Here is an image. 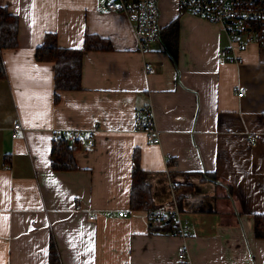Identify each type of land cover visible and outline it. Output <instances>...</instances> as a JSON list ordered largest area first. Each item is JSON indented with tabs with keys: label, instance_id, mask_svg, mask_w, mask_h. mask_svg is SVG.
Here are the masks:
<instances>
[{
	"label": "crops",
	"instance_id": "1",
	"mask_svg": "<svg viewBox=\"0 0 264 264\" xmlns=\"http://www.w3.org/2000/svg\"><path fill=\"white\" fill-rule=\"evenodd\" d=\"M107 1L0 0L19 19L18 46L2 52L0 264H48L51 241L62 264H177L182 247L191 264H264L253 229L264 213V48L222 57L219 24L159 0L161 28L178 16L176 58L157 42L139 52L127 17ZM48 33L63 48H81L86 34L110 43L83 50L81 88L57 91L58 102L53 62L35 58ZM146 106L155 144L134 128ZM73 129L85 136L77 169L53 170L54 135ZM135 154L155 207L169 205L176 182L187 236L130 208Z\"/></svg>",
	"mask_w": 264,
	"mask_h": 264
},
{
	"label": "built area",
	"instance_id": "2",
	"mask_svg": "<svg viewBox=\"0 0 264 264\" xmlns=\"http://www.w3.org/2000/svg\"><path fill=\"white\" fill-rule=\"evenodd\" d=\"M181 12H189L207 21L221 26L228 45L220 51L222 57L237 60L238 52L251 45L264 48V0H177ZM110 11L122 12L127 17L135 37L136 48L139 52H146L153 42L158 43L160 51H165L164 44L159 40L160 10L159 0H110L106 2ZM146 70L151 65H144ZM245 87L237 90V96L242 97ZM134 128L144 132L148 142H159V130L156 126L151 106L140 108L134 117ZM23 127L19 118L12 121V137H17ZM68 140H83L85 136L80 129L61 131ZM92 135V132L90 133ZM91 139V138H90ZM171 193L170 204L156 207L145 212L150 219H170L176 225V234L185 237L189 231L181 222V212L175 195L176 182L169 180ZM118 216H124L125 211H119ZM93 216H90L92 218ZM177 264H191L185 248L177 251Z\"/></svg>",
	"mask_w": 264,
	"mask_h": 264
},
{
	"label": "trees",
	"instance_id": "3",
	"mask_svg": "<svg viewBox=\"0 0 264 264\" xmlns=\"http://www.w3.org/2000/svg\"><path fill=\"white\" fill-rule=\"evenodd\" d=\"M178 16L167 25L160 27L159 38L165 50L175 60L178 46ZM19 19L5 6H0V79L6 77L2 60V52L18 46ZM107 39L95 34L84 36L81 48H63L57 43L56 34L48 33L43 42L35 49V58L38 61H50L54 64V102H58L60 95L57 91L78 90L81 88V62L83 50L109 49ZM264 116V114H263ZM80 140H68L62 132H56L52 140L50 164L53 170L68 171L77 169L74 151L80 148ZM5 165H8L5 163ZM130 208L150 210L156 208L151 203L149 186L145 180L144 171L140 168L136 154L131 177ZM152 226L160 231L176 234V225L170 219H151ZM254 236L264 238V213L253 215ZM48 264H62L54 243L50 244Z\"/></svg>",
	"mask_w": 264,
	"mask_h": 264
},
{
	"label": "rangeland",
	"instance_id": "4",
	"mask_svg": "<svg viewBox=\"0 0 264 264\" xmlns=\"http://www.w3.org/2000/svg\"><path fill=\"white\" fill-rule=\"evenodd\" d=\"M178 202V201H177ZM170 204V203H169ZM178 207H179V203H178Z\"/></svg>",
	"mask_w": 264,
	"mask_h": 264
}]
</instances>
